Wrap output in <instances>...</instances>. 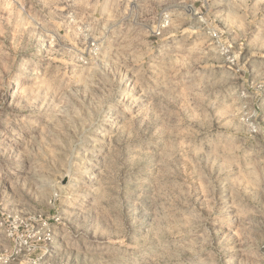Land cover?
<instances>
[{
  "label": "rangeland",
  "instance_id": "obj_1",
  "mask_svg": "<svg viewBox=\"0 0 264 264\" xmlns=\"http://www.w3.org/2000/svg\"><path fill=\"white\" fill-rule=\"evenodd\" d=\"M0 264H264V0H0Z\"/></svg>",
  "mask_w": 264,
  "mask_h": 264
},
{
  "label": "bare ground",
  "instance_id": "obj_2",
  "mask_svg": "<svg viewBox=\"0 0 264 264\" xmlns=\"http://www.w3.org/2000/svg\"><path fill=\"white\" fill-rule=\"evenodd\" d=\"M208 205H209V204L205 205V207L208 206Z\"/></svg>",
  "mask_w": 264,
  "mask_h": 264
}]
</instances>
